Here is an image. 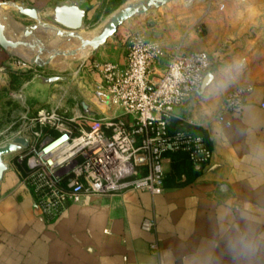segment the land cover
I'll list each match as a JSON object with an SVG mask.
<instances>
[{
	"label": "crops",
	"instance_id": "crops-1",
	"mask_svg": "<svg viewBox=\"0 0 264 264\" xmlns=\"http://www.w3.org/2000/svg\"><path fill=\"white\" fill-rule=\"evenodd\" d=\"M71 1L0 0V16L29 9L57 26L50 20L54 5ZM78 1L86 24L109 0ZM173 6L158 24L124 30L120 46L107 42L96 54L101 62L124 64L132 34L168 53H209L215 64L204 88L176 110V119L208 139L212 160L200 167L185 153L170 154L162 194L86 197L54 218L38 207L11 163L0 187V264H264V0ZM15 55L0 43V101L16 89L13 75L22 79ZM166 64L167 58L159 70ZM236 88L245 90L244 104L226 112L222 102ZM92 104L85 111L107 112L99 99ZM147 219L151 230L143 227Z\"/></svg>",
	"mask_w": 264,
	"mask_h": 264
},
{
	"label": "built area",
	"instance_id": "built-area-1",
	"mask_svg": "<svg viewBox=\"0 0 264 264\" xmlns=\"http://www.w3.org/2000/svg\"><path fill=\"white\" fill-rule=\"evenodd\" d=\"M167 64L161 70V62ZM214 58L205 51L168 53L144 35L132 34L124 64L95 65V86L107 112L90 111L66 117L52 113L31 120L28 147L17 152L27 174L24 184L46 216L56 217L69 203L128 191L159 195L164 191V159L185 153L195 166L213 157L208 139L192 130L173 129L176 110L200 93ZM245 90L236 88L222 102L226 112H238ZM219 120L230 123L223 116ZM54 129L57 137L44 129ZM52 142L44 145L45 139ZM145 220L146 230L153 228Z\"/></svg>",
	"mask_w": 264,
	"mask_h": 264
},
{
	"label": "rangeland",
	"instance_id": "rangeland-1",
	"mask_svg": "<svg viewBox=\"0 0 264 264\" xmlns=\"http://www.w3.org/2000/svg\"><path fill=\"white\" fill-rule=\"evenodd\" d=\"M145 0H121L118 8L109 12L103 8L98 20L84 24L83 29L70 37L67 32L59 35V28L41 16L23 13V10H9L0 16V23L9 45L16 52L15 62L22 69L21 85L0 101V146L11 142L17 136L27 135L31 120L38 119L40 114L48 116L52 113L70 117L76 112H84L93 107V99H98L95 92V76L98 74L94 63L101 62L94 48L82 47L78 35L83 30H97L89 39L98 35L102 27L120 10L142 3ZM174 1V0H173ZM176 1L160 8L153 7L145 14L130 18L119 27L117 33L108 42L112 46H120L119 34L124 30L132 31L143 24L156 25L159 17L166 16L168 9L174 7ZM189 1V0H188ZM10 12V13H9ZM135 33V32H134ZM87 38V39H88ZM116 43V44H114ZM77 45V46H76ZM85 51L87 56H83ZM31 75L30 79L26 76ZM37 75L42 77H65L51 85L47 91L32 90L29 81ZM101 102V101H100ZM19 171L21 176L27 174L24 162L18 159L17 153L6 158Z\"/></svg>",
	"mask_w": 264,
	"mask_h": 264
},
{
	"label": "water",
	"instance_id": "water-1",
	"mask_svg": "<svg viewBox=\"0 0 264 264\" xmlns=\"http://www.w3.org/2000/svg\"><path fill=\"white\" fill-rule=\"evenodd\" d=\"M170 1L172 0H145L142 3H138L134 6H129L120 10L116 15L111 18L107 27H105L101 31V33L97 37L93 38L91 41H85L83 43V47L92 46L94 50L99 49L100 47L105 45L108 40L117 33L119 27L122 26L130 18H133L138 14H145L149 12L153 7L160 8L168 4ZM23 13L37 15L34 10L29 9L23 10ZM86 19L87 10L79 6L78 0H72L70 2V5H54L52 13L50 15V20L54 22L59 28V34L63 35L64 32H67L70 37H74L77 31L83 29ZM0 43L5 47L13 44L12 42L8 41L4 36L3 27L1 23ZM64 79L65 77H42L37 75L29 81L28 85L31 87L32 90L47 91L50 89L52 84ZM51 142L52 139L47 138L44 141V145H48ZM29 143L30 141L27 137L17 136L11 142L0 146V187L5 174L9 170V164L6 161V158L16 154L23 148L28 147Z\"/></svg>",
	"mask_w": 264,
	"mask_h": 264
},
{
	"label": "trees",
	"instance_id": "trees-1",
	"mask_svg": "<svg viewBox=\"0 0 264 264\" xmlns=\"http://www.w3.org/2000/svg\"><path fill=\"white\" fill-rule=\"evenodd\" d=\"M120 3H121V0H109L108 2H106L103 5L102 9L104 8L106 12L107 11L109 12L111 9L118 8ZM100 11H98V14L93 18V20H98L100 18V15H101ZM26 77H27L26 79H30L31 75L26 76ZM13 83L17 87V86L21 85L22 82H21V80L18 79L17 76L13 75ZM172 127H173V129H187V130H191L189 125L185 124L184 122L179 121L178 119H176V117H174L173 120H172ZM44 131L47 134H49V135H51L53 137H57L59 135V133L57 131H55L54 129L45 128Z\"/></svg>",
	"mask_w": 264,
	"mask_h": 264
},
{
	"label": "bare ground",
	"instance_id": "bare-ground-1",
	"mask_svg": "<svg viewBox=\"0 0 264 264\" xmlns=\"http://www.w3.org/2000/svg\"><path fill=\"white\" fill-rule=\"evenodd\" d=\"M110 20L111 19H109L108 21H107V23L102 27V29H101V31L105 28V27H107V25L109 24V22H110ZM101 31L98 33V35L101 33ZM97 32V30H93V31H85V30H83L82 32H81V35H78V37L80 38V40H81V43H82V47H83V43L85 42V41H91L93 38H95V37H97L98 35H96V36H94L93 38H91V39H89L88 37H90V36H92L93 34H95ZM88 38V39H87ZM77 46V45H76ZM86 47H90V48H93L92 46H85V47H83V48H86ZM82 54H83V56H87V53L85 52V51H83L82 52Z\"/></svg>",
	"mask_w": 264,
	"mask_h": 264
}]
</instances>
